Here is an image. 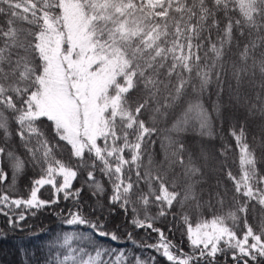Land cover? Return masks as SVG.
<instances>
[{
  "label": "snow or ice",
  "instance_id": "1",
  "mask_svg": "<svg viewBox=\"0 0 264 264\" xmlns=\"http://www.w3.org/2000/svg\"><path fill=\"white\" fill-rule=\"evenodd\" d=\"M61 196L43 264H156L103 243L116 208L167 264H264V0H0V215L23 232Z\"/></svg>",
  "mask_w": 264,
  "mask_h": 264
},
{
  "label": "trees",
  "instance_id": "2",
  "mask_svg": "<svg viewBox=\"0 0 264 264\" xmlns=\"http://www.w3.org/2000/svg\"><path fill=\"white\" fill-rule=\"evenodd\" d=\"M251 140V137H249ZM213 143L219 145L220 141L216 140ZM234 145V142H233ZM238 157V153L236 154ZM232 157L230 156V163ZM232 170L235 173H239V165H238V158L237 162L232 165ZM35 175L31 171L25 177H22L18 181V189L20 190V194L27 196V187H30L31 179ZM97 177L100 178L99 173H97ZM106 183V182H105ZM75 187H81V182L78 181L75 183ZM52 195V190L50 187L46 186L44 189L41 190V196L43 199H50ZM81 200L83 201L82 207L88 213L92 212V207L96 204V197L92 196L91 192L85 187L84 191L81 194ZM105 204H107L106 197L103 198ZM69 208H72V201H65L61 196L59 204L52 205L51 207L45 208L44 210L37 213L34 217L29 215L26 225H31V228L25 227L23 232L21 231H11L8 230L7 225V218L0 215V229L4 230V233H0V264H21L22 255L19 251V245L23 241L24 246L29 250L35 249L36 255L32 257L29 255L27 264H43V260L45 259V255L41 250V242L51 237L45 233L41 232L42 229L47 230L48 233H55L63 226L60 223V219L57 217L56 213H60L61 210L66 212ZM105 214L108 215L107 210H105ZM213 213L207 209L204 210L202 216L203 218H211ZM197 217L193 215L191 217V221L194 224L196 222ZM107 227L109 230H115L119 226L118 234L121 236V242L113 244L109 240H103V243L107 246L111 244L115 248H123L127 254L129 250L136 254H140L141 258H147L148 256H155L156 257V264H167V261L164 260L163 257L159 256L157 253L153 252L151 249H141V248H134L131 243L125 242V238L127 232L132 230L130 226L127 228L124 225L127 224L125 216L121 212L119 208H116L113 213L109 215L108 220L106 221ZM157 227L164 230L165 235L168 236L170 240L174 243L183 247L185 252H190L191 249L188 247L187 240L183 236L184 226L182 221L176 220L173 221L172 217L169 216L157 222ZM169 227H172V231L169 232ZM179 227V230H177ZM134 237L137 241L141 243L147 239L148 243H155L157 239V234L152 233L150 230L145 232L144 230L136 231L132 230ZM29 233H40L39 235L29 236ZM6 236V238H3ZM217 264H233L230 256H220L217 259Z\"/></svg>",
  "mask_w": 264,
  "mask_h": 264
}]
</instances>
